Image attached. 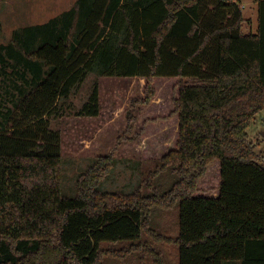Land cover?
<instances>
[{
	"label": "trees",
	"instance_id": "obj_1",
	"mask_svg": "<svg viewBox=\"0 0 264 264\" xmlns=\"http://www.w3.org/2000/svg\"><path fill=\"white\" fill-rule=\"evenodd\" d=\"M254 1L258 28L247 34L230 0H77L1 46L0 61L23 66L29 89L0 109V264H105L137 252L169 264L145 237L178 245L179 264H264V164L248 134L264 110V0ZM93 72L146 79L129 126L156 95V78H179V139L133 192L102 189L111 153L95 158L69 197L52 121ZM98 78L76 116L100 115ZM216 160L218 196L196 195ZM168 172L177 180L161 191ZM177 205L179 234L164 236L153 212Z\"/></svg>",
	"mask_w": 264,
	"mask_h": 264
},
{
	"label": "rangeland",
	"instance_id": "obj_2",
	"mask_svg": "<svg viewBox=\"0 0 264 264\" xmlns=\"http://www.w3.org/2000/svg\"><path fill=\"white\" fill-rule=\"evenodd\" d=\"M77 0H0V51L8 45L14 33L23 28L47 23L52 18L71 9ZM243 11V32L255 33L258 28V9L254 0L240 1ZM230 17V16H229ZM11 62V61H10ZM10 64H16L12 61ZM5 66L7 70H5ZM17 73L11 65L0 61V109L5 111L19 96L20 87L29 89L23 79V66ZM91 73L86 83L74 91L65 103L60 116L53 118L52 128L61 133L62 191L65 196H76V182L95 158L111 153L116 163L105 178L102 189L110 192L131 193L142 185L155 161L175 149L179 139V115L175 113L174 100L178 97L179 78L158 77L154 81L156 95L148 105L135 111V121L129 126L127 110L133 98H143L146 79L99 77ZM31 75L27 74V79ZM100 84V115L79 117L75 112L87 101L94 80ZM143 80V81H142ZM188 82L194 80L186 79ZM11 135V132H8ZM249 140L264 164V110L256 116L248 130ZM177 180L171 172L160 175L157 184L167 190ZM221 183L220 161L211 164L200 179L196 195L216 197ZM149 193V190H146ZM179 206L172 209H155L152 227L167 237L179 234ZM152 247L163 254L169 264H179V246L172 243L153 242ZM126 243H118L121 247ZM133 253L125 259L109 258L105 264H155L152 257L142 258ZM238 264V263H237Z\"/></svg>",
	"mask_w": 264,
	"mask_h": 264
},
{
	"label": "built area",
	"instance_id": "obj_3",
	"mask_svg": "<svg viewBox=\"0 0 264 264\" xmlns=\"http://www.w3.org/2000/svg\"><path fill=\"white\" fill-rule=\"evenodd\" d=\"M230 1H233V2H235L236 4L240 5V8H241V9H242V7L244 6V5H241V3H240V1L243 2V0H230Z\"/></svg>",
	"mask_w": 264,
	"mask_h": 264
}]
</instances>
